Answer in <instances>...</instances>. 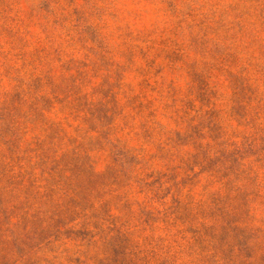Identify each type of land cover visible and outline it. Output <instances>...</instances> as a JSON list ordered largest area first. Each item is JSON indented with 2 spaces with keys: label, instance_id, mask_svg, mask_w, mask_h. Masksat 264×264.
Returning <instances> with one entry per match:
<instances>
[{
  "label": "rangeland",
  "instance_id": "rangeland-1",
  "mask_svg": "<svg viewBox=\"0 0 264 264\" xmlns=\"http://www.w3.org/2000/svg\"><path fill=\"white\" fill-rule=\"evenodd\" d=\"M0 264H264V0H0Z\"/></svg>",
  "mask_w": 264,
  "mask_h": 264
}]
</instances>
